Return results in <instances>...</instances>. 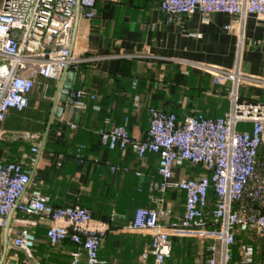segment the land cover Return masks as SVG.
Returning a JSON list of instances; mask_svg holds the SVG:
<instances>
[{"label": "built area", "instance_id": "1", "mask_svg": "<svg viewBox=\"0 0 264 264\" xmlns=\"http://www.w3.org/2000/svg\"><path fill=\"white\" fill-rule=\"evenodd\" d=\"M97 1H1L0 150L6 117L11 111L22 112L28 108L37 79L58 82L65 70H73L81 62L71 55L73 26L81 9L88 10L84 19L95 17ZM153 1L165 24L171 23L174 17L194 14L204 20L212 14H223L235 18L240 26L247 16L264 17V0ZM229 28V25L224 27ZM242 44L240 36L233 69L214 70L212 74L217 85L230 83L229 106L221 116L209 117L198 112L180 119L173 112L148 108L144 139L130 135L125 126L97 130L101 145L110 151L129 150L139 160L147 154L156 157L158 194L163 196L172 191L184 194L183 212L177 218L172 216L171 209L161 206L135 210L124 230L151 236L140 264H147L149 259L150 264H165L173 248L172 239L186 237L211 240L203 264H264V103L239 98V87L246 78L250 79L241 68ZM259 44L264 47V40L255 43ZM94 98L76 90L74 107L83 111L85 100ZM138 103L135 98L136 108ZM243 125L249 128L239 129ZM69 126L75 128L74 124ZM24 138L36 139L28 133ZM84 150V146L76 150L79 165L84 163ZM31 152L36 154L38 147H32ZM184 163L200 167L204 173L194 178L175 179L174 168ZM115 170L111 168L112 172ZM18 214L48 222L47 244L58 250L68 243L72 247L68 251L69 264H104L99 252L107 224L94 225L92 213L78 204H51L26 165L0 158V259L8 227L9 245L4 262L8 252L14 251L22 254L29 264L36 244L37 224L18 219ZM11 221L19 226H11ZM234 245H237L235 262ZM258 256L261 262L256 261Z\"/></svg>", "mask_w": 264, "mask_h": 264}, {"label": "crops", "instance_id": "2", "mask_svg": "<svg viewBox=\"0 0 264 264\" xmlns=\"http://www.w3.org/2000/svg\"><path fill=\"white\" fill-rule=\"evenodd\" d=\"M95 10L92 20L76 17L70 46L72 57L81 61L72 70L74 90L93 95L94 100H85L86 109L74 129L69 126L70 109L65 108L60 120H52L43 143L57 82L47 99V111L38 106L47 93V85L40 83L41 91L33 89L28 108L11 111L6 117L0 158L26 165L51 204H78L92 213L94 225L107 224L100 261L140 264L142 247L146 250L151 236L124 230L135 210L161 206L171 209L177 218L183 212L184 194H158L156 157L147 154L139 160L129 150L110 151L101 145L97 130L125 126L130 135L144 139L148 108L173 112L180 119L198 112L221 116L229 106L228 83L217 85L212 74L214 70L233 69L240 36L241 68L250 79L239 87V98L264 103V47L255 45L264 40V17L247 16L240 26L235 18L223 14L209 15L206 20L194 14L174 17L165 24L153 0H98ZM227 25L230 28L225 30ZM135 98L139 101L137 108ZM26 133L36 139L26 140ZM34 146L38 147L36 154L31 152ZM80 146L85 147L82 165L75 158ZM112 167L116 169L113 172ZM203 173L200 167L187 163L174 168L175 179ZM16 217L37 224L35 263L63 260L69 264L72 247L68 243L55 251L48 246V222L20 214ZM11 226L19 225L11 221ZM176 240L172 239L173 244Z\"/></svg>", "mask_w": 264, "mask_h": 264}, {"label": "rangeland", "instance_id": "3", "mask_svg": "<svg viewBox=\"0 0 264 264\" xmlns=\"http://www.w3.org/2000/svg\"><path fill=\"white\" fill-rule=\"evenodd\" d=\"M1 1L2 0H0V4H1ZM40 83L42 84L44 83L45 85H47V93H46V96L44 97L41 96L40 104L38 106L41 107L42 111H47V106L45 107V105L47 104V99L50 98L52 95L53 86L56 82L53 80H45L42 78H38L36 81V85L34 87V91H37V90L41 91L40 89L41 87L39 86ZM229 90H230V83L228 82V92L227 93H229ZM29 101H30V97H29ZM48 116H47V119H48ZM44 119H45V115H44L43 121ZM248 128H249L248 125H243L239 129L247 130ZM241 236L242 238L245 239L244 234ZM210 244H211L210 239H203V238H197V237L196 238L186 237L182 239L177 238L176 242L173 244L171 254L169 258L167 259L166 264H203V262L206 260L208 256L207 248L209 247ZM142 248L144 249L142 253L139 255L140 261L142 260L141 257L145 251V247L143 246ZM52 250L55 251V249H52ZM58 250H61V249H58ZM62 261L58 260V262H56L55 264H65V262H62ZM234 261H237L236 255L234 257ZM256 261L261 262L262 261L261 256H258ZM9 262L13 264H27L26 263L27 261L25 260L24 256L22 254H17L14 251L8 252V256L4 264H9ZM29 264H37L34 261V252L32 253V259L30 260ZM42 264H51V263L45 260Z\"/></svg>", "mask_w": 264, "mask_h": 264}, {"label": "water", "instance_id": "4", "mask_svg": "<svg viewBox=\"0 0 264 264\" xmlns=\"http://www.w3.org/2000/svg\"><path fill=\"white\" fill-rule=\"evenodd\" d=\"M86 13H88L87 9H81L78 12L77 16L81 15L83 17ZM76 23H77V20H76ZM75 27H76V24H75ZM74 80H75V72L72 70H65L61 78L56 84L55 93L52 98L51 109L49 112V116L47 119L45 131H44L43 143L50 129L52 120L53 119L60 120L62 118V114L65 108L70 109L69 122L75 125L79 123L81 111L74 107V99H75ZM40 152L41 150L39 151V153ZM10 218L11 216L9 217V221H10ZM7 233H8V227L5 229V232H4V238H3L4 247H3L2 257L0 259V264H3L5 260L7 247L9 245Z\"/></svg>", "mask_w": 264, "mask_h": 264}, {"label": "trees", "instance_id": "5", "mask_svg": "<svg viewBox=\"0 0 264 264\" xmlns=\"http://www.w3.org/2000/svg\"><path fill=\"white\" fill-rule=\"evenodd\" d=\"M46 123V122H45ZM45 126H46V124H45ZM45 126H44V128H45ZM240 238V237H239ZM238 238V239H239ZM236 250H237V245H234L233 247H232V251H233V254H234V257H235V255H236ZM11 252V251H10ZM258 258V257H257ZM256 258V259H257ZM235 262V261H234Z\"/></svg>", "mask_w": 264, "mask_h": 264}]
</instances>
